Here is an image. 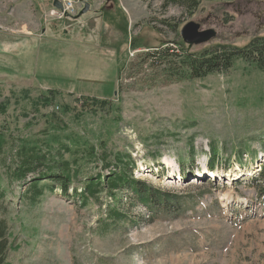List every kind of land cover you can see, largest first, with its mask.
I'll return each instance as SVG.
<instances>
[{
    "label": "rangeland",
    "instance_id": "1",
    "mask_svg": "<svg viewBox=\"0 0 264 264\" xmlns=\"http://www.w3.org/2000/svg\"><path fill=\"white\" fill-rule=\"evenodd\" d=\"M31 1L20 15L27 28L14 16L3 27L14 50L0 49V137L49 129L105 140L132 156L152 199L103 193L84 206L57 187L33 204L27 186L3 175L9 264H264V69L240 60L191 78L179 61L189 21L215 28L212 43L264 36V0H201L192 11L165 0H63L73 13ZM167 45L172 58L148 57ZM113 208L125 215L108 217Z\"/></svg>",
    "mask_w": 264,
    "mask_h": 264
},
{
    "label": "trees",
    "instance_id": "2",
    "mask_svg": "<svg viewBox=\"0 0 264 264\" xmlns=\"http://www.w3.org/2000/svg\"><path fill=\"white\" fill-rule=\"evenodd\" d=\"M200 2L201 0H165V6L177 4L192 11L199 7ZM210 43L200 51L183 50L179 61L185 68L186 75L205 78L211 74L226 73L240 60L264 69V36L255 37L245 46ZM176 45L178 47L181 44ZM172 51L174 48L167 45L162 49H154L148 57L157 62L164 56L172 58ZM2 92L0 88V95ZM42 134V138L20 135L10 139L0 137V179L5 175L10 183L20 182L27 186L24 195L31 203L37 204L46 190L54 191L60 187L68 197L70 189H74V198H79L84 206L91 201L99 203L103 193L118 202V192L131 197L133 204L134 197L143 204H151V192L147 184L133 175L135 162L129 153L114 152L105 140H101L99 144L83 140L78 133H66L64 136L57 133L52 136L53 133L45 129ZM212 149L214 152L210 155L208 166L216 169L220 160L217 159V150L214 147ZM96 168L99 170L94 173L92 170ZM0 193L1 196L5 194L1 187ZM122 215L125 214L113 208L109 210L108 217ZM10 238L8 221L1 217L0 264H9Z\"/></svg>",
    "mask_w": 264,
    "mask_h": 264
},
{
    "label": "crops",
    "instance_id": "3",
    "mask_svg": "<svg viewBox=\"0 0 264 264\" xmlns=\"http://www.w3.org/2000/svg\"><path fill=\"white\" fill-rule=\"evenodd\" d=\"M27 4L32 5V1L31 0H0V49L6 48V50L9 51L14 50V45L10 44L9 41L13 36H11L10 34H4L6 31L3 29V27L6 28L4 25H8V27H11L14 23H9V21L12 20L14 16V18L15 17L18 18V21L15 22H18V24L24 26L22 28H25L28 23L23 22V19L20 17V15L22 14V12L24 13L26 11L30 14L32 13L29 11V9L31 10V5L28 6ZM2 38L8 40L6 41L4 40L3 42Z\"/></svg>",
    "mask_w": 264,
    "mask_h": 264
},
{
    "label": "water",
    "instance_id": "4",
    "mask_svg": "<svg viewBox=\"0 0 264 264\" xmlns=\"http://www.w3.org/2000/svg\"><path fill=\"white\" fill-rule=\"evenodd\" d=\"M54 6L63 10L64 6L61 0H54ZM90 3L85 1V7L81 10L79 15L85 14L90 10ZM181 35L185 43L188 44L189 49L196 45H203L213 42L218 38V31L215 28H202V25L196 21L187 22L182 30Z\"/></svg>",
    "mask_w": 264,
    "mask_h": 264
},
{
    "label": "built area",
    "instance_id": "5",
    "mask_svg": "<svg viewBox=\"0 0 264 264\" xmlns=\"http://www.w3.org/2000/svg\"><path fill=\"white\" fill-rule=\"evenodd\" d=\"M61 2L63 3V6H64V9L63 10H60V9H57V10H60V11H65V12H69V13H73L76 11V8L74 6V2L73 1H63L61 0Z\"/></svg>",
    "mask_w": 264,
    "mask_h": 264
}]
</instances>
